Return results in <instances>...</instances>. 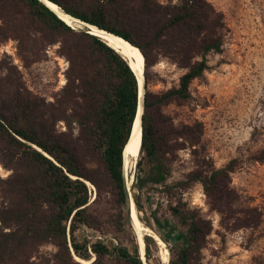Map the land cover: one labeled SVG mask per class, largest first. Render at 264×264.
Here are the masks:
<instances>
[{
    "label": "trees",
    "instance_id": "obj_1",
    "mask_svg": "<svg viewBox=\"0 0 264 264\" xmlns=\"http://www.w3.org/2000/svg\"><path fill=\"white\" fill-rule=\"evenodd\" d=\"M49 1L141 50L142 156L136 162L133 199L140 220L150 227L156 224L168 245V264H203L201 252L214 225L184 200V192L200 183L214 210L233 216L250 215L253 209L242 207L230 188L238 159L217 167L202 152V122L175 124L163 108L190 101L193 81L212 68L207 55L222 53L224 14L209 0ZM72 26L43 0H0V40H16L26 65L39 61L57 43L58 53L69 62L55 101L39 108L16 80L0 89V163L12 170L0 181V221L11 228L0 236V262L28 264L20 255L52 243L57 247L54 264H159L151 236L144 237L145 259L141 258L128 208L125 149L140 104L139 77L128 59L104 39ZM160 56L185 72L178 85L154 93L148 88L149 68ZM59 121L66 125L60 134L55 130ZM185 149L191 150L194 167L170 182L173 163ZM88 182L96 188L94 197ZM155 186L167 201L166 211L159 215L146 194ZM102 202L114 213L95 209ZM107 223L115 239L132 231L133 248L110 236L104 240L86 234L106 235Z\"/></svg>",
    "mask_w": 264,
    "mask_h": 264
},
{
    "label": "rangeland",
    "instance_id": "obj_2",
    "mask_svg": "<svg viewBox=\"0 0 264 264\" xmlns=\"http://www.w3.org/2000/svg\"><path fill=\"white\" fill-rule=\"evenodd\" d=\"M159 1L177 3L180 0ZM209 1L224 14L226 27L223 31V51L210 52L207 55L212 68L193 81L192 99L185 104L172 103L165 106L163 111L171 115L175 124L191 123L195 120L202 122V152L211 157L217 167H223L234 158L238 159L240 164L231 173L230 188L238 196L242 207L253 209L250 215L235 213L233 216L214 210L200 183L184 192V200L191 207L200 209L202 215L211 219L214 225V230L208 236L206 246L201 252L202 263L264 264V0ZM79 24L81 26L72 24V27L87 29L84 24ZM59 46V43L49 46L39 61L26 65L19 55L16 40H0V89H7L10 87L9 82L16 80L21 89L31 95L39 105L38 108L43 103L54 102L66 82L65 70L69 66L67 59L58 53ZM184 72L185 69L171 59L160 56L149 68L151 79L148 88L154 93L165 91L178 85ZM55 130L58 134L66 131L65 123L59 121ZM141 156L139 147L134 167L126 175L132 205L136 162ZM193 167L191 150L179 151L178 159L173 163L170 182L181 179L184 173ZM11 172L12 170L0 163V181L7 178ZM88 185L94 197L96 188L90 182ZM146 192L152 196L154 212L157 215L165 212L167 201L161 188L155 186ZM3 200L0 195V203ZM95 209L114 213V210L103 202ZM143 224L159 235L156 224L154 227ZM10 230L11 228L0 221V236ZM135 231L142 256L145 252L144 237L151 236V232L144 231L145 235L142 237L136 228ZM104 232V236H96L90 231L86 234L93 238L102 237L104 240L110 236L115 243L122 241L133 248L132 231L127 236L119 235L115 239L112 226L107 223ZM151 237L155 241L152 244L154 260L163 264L160 258L162 246ZM164 243L169 250L166 242ZM56 250L54 244L45 243L27 256L20 255V259L26 260L28 264H54L53 253ZM169 253L170 260V250ZM76 259L81 260L78 257ZM4 261L0 264H6V260ZM84 261L81 260L85 263Z\"/></svg>",
    "mask_w": 264,
    "mask_h": 264
},
{
    "label": "bare ground",
    "instance_id": "obj_3",
    "mask_svg": "<svg viewBox=\"0 0 264 264\" xmlns=\"http://www.w3.org/2000/svg\"><path fill=\"white\" fill-rule=\"evenodd\" d=\"M53 7L55 9H58L59 11H61V9L59 7H57L56 5H53ZM63 19H65L68 23L76 25L77 27L81 26L79 24V22H77L76 20L70 18L69 16H65L64 14H59ZM92 32L96 35H99L102 39H104L110 46L114 47L117 51H119L123 56H125L128 61L130 62V65L132 66V68L134 69V71L136 72V74L139 77L140 80V86H142L143 83V68H145V62H144V58H143V54L142 52L137 48L132 46L130 43H128L127 41L115 37L113 35L110 34H106L102 31H99L96 28H92L91 29ZM142 94V93H141ZM145 94V93H144ZM140 115V114H139ZM141 127H140V119L139 117L136 119L135 121V125H134V129H133V134L132 137L125 149V156H126V166H127V172L129 173L130 170L133 169L134 167V163L136 160V156H137V152L138 149L140 147L141 149V140H142V136H141ZM126 172V173H127ZM134 202L132 205V222L134 224V227L138 230V232L140 233V235L143 237L145 235L144 231H152L150 228H148L147 226H145L142 221L138 218L137 215V211H136V205L134 206ZM151 236H153L157 241L158 244L162 246L161 252H160V258L163 262V264H167L169 262V250L168 248L165 246V241H163L159 235H157L156 233H149ZM82 260V259H81ZM87 262V261H84Z\"/></svg>",
    "mask_w": 264,
    "mask_h": 264
},
{
    "label": "water",
    "instance_id": "obj_4",
    "mask_svg": "<svg viewBox=\"0 0 264 264\" xmlns=\"http://www.w3.org/2000/svg\"><path fill=\"white\" fill-rule=\"evenodd\" d=\"M48 6H50L52 9H54L58 14H64L65 16H69L70 18H72V19H74V20H76V21H78V22H80V23H82V24H84L86 27H87V30H88V32H90V33H92V34H94L93 32H92V28H96V29H98L99 31H102V32H104V33H106V34H110V35H113V36H115V37H118V38H121V39H123V40H125V41H127L126 39H124L123 37H120V36H116V35H114V34H112V33H109V32H107V31H105V30H102V29H99L98 27H96V26H93V25H90V24H87V23H84V22H82L81 20H79V19H76V18H74V17H72V16H70V15H68V14H66V13H64L62 10L61 11H59L58 9H55L54 7H53V5H56L57 7H59L57 4H55V3H53V2H51V1H49V0H43ZM60 8V7H59ZM61 9V8H60ZM60 16V15H59ZM61 17V16H60ZM62 18V17H61ZM63 19V18H62ZM64 20V19H63ZM96 35V34H95ZM97 36H99V35H97ZM100 37V36H99ZM128 43H130L129 41H127ZM131 44V43H130ZM132 46H134V47H137V46H135V45H133V44H131ZM114 48V47H113ZM138 48V47H137ZM139 49V48H138ZM140 50V49H139ZM141 51V50H140ZM119 52V51H118ZM120 53V52H119ZM130 63V62H129ZM134 70V69H133ZM142 76H143V83H142V86H140V104H139V109H138V114H137V117H136V119L139 117V119H140V127H141V134H142V125H141V122H142V119H141V113H142V108H143V93H144V81H145V68H144V71H143V74H142ZM138 77V76H137ZM139 80V79H138ZM139 85H140V83H139ZM141 92H142V94H141ZM140 114V115H139ZM136 121V120H135ZM134 125H135V123H134ZM127 166L125 165V177H126V175H127ZM126 187H127V185H126ZM127 190H128V187H127ZM134 201V200H133ZM131 200H130V195H129V205H128V208H129V213H130V216L132 217V205H131ZM145 253H143V255L141 256V258L142 259H145V255H144Z\"/></svg>",
    "mask_w": 264,
    "mask_h": 264
}]
</instances>
